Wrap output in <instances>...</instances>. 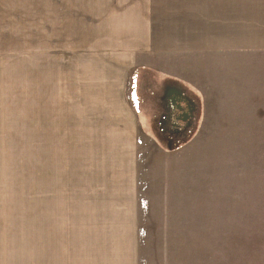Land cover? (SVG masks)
Returning <instances> with one entry per match:
<instances>
[{"label":"rangeland","instance_id":"rangeland-1","mask_svg":"<svg viewBox=\"0 0 264 264\" xmlns=\"http://www.w3.org/2000/svg\"><path fill=\"white\" fill-rule=\"evenodd\" d=\"M194 8L0 0V264H264V62Z\"/></svg>","mask_w":264,"mask_h":264},{"label":"crops","instance_id":"crops-1","mask_svg":"<svg viewBox=\"0 0 264 264\" xmlns=\"http://www.w3.org/2000/svg\"><path fill=\"white\" fill-rule=\"evenodd\" d=\"M183 1L185 2V0ZM180 2L181 1H179V3ZM198 2L200 3L201 0H194L195 8L192 12L194 18L197 15L196 19L201 21L206 19L209 30L211 31L209 35L211 37H219V39H221L220 42H224L225 44V46L222 44L219 48H216V50L225 52L227 59L236 56V61L231 62L232 65L228 67V70L232 69V73H227L226 85L227 91H230L229 94H231L232 100H241L242 98L238 96V94H248L244 85L246 72L244 73L243 71L241 74H236V76L241 75L240 80H243L240 85H237L236 83L233 84V70H243L249 65L261 66L264 62V0H208L209 8L208 13L206 12L208 17L205 15V12L198 7ZM152 5V13L149 12L151 15L149 17L151 20V28L155 26L154 23L156 21L164 20L163 18H159V15L164 13V8H159L154 1ZM157 8H159V11H163L156 14ZM195 9L198 11L195 12ZM179 11L183 14V12L187 10L182 9ZM203 27L208 30L205 24H202L201 28ZM150 35L153 38L155 33L149 34L148 38H150ZM210 46L212 47L213 44ZM232 84L233 86L231 87ZM230 87L232 89H230ZM254 92L255 91H252V93ZM182 93L180 92L181 96L184 95ZM129 223L131 225L134 224L133 222H127L124 225L122 224L119 228L128 229ZM132 228L135 227L132 226Z\"/></svg>","mask_w":264,"mask_h":264},{"label":"flooded vegetation","instance_id":"flooded-vegetation-1","mask_svg":"<svg viewBox=\"0 0 264 264\" xmlns=\"http://www.w3.org/2000/svg\"><path fill=\"white\" fill-rule=\"evenodd\" d=\"M168 114V131H179V127L188 123L190 111L193 109L192 102L187 97L181 96L175 91L170 92L167 97Z\"/></svg>","mask_w":264,"mask_h":264},{"label":"trees","instance_id":"trees-1","mask_svg":"<svg viewBox=\"0 0 264 264\" xmlns=\"http://www.w3.org/2000/svg\"><path fill=\"white\" fill-rule=\"evenodd\" d=\"M168 114H169V113H168ZM168 114L166 113V114L163 115L162 122H165V121H166V119L168 118Z\"/></svg>","mask_w":264,"mask_h":264}]
</instances>
